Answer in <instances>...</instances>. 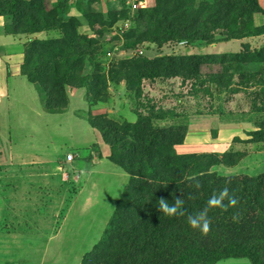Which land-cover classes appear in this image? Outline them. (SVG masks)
<instances>
[{"label":"trees","instance_id":"obj_1","mask_svg":"<svg viewBox=\"0 0 264 264\" xmlns=\"http://www.w3.org/2000/svg\"><path fill=\"white\" fill-rule=\"evenodd\" d=\"M62 2L0 0L6 33L30 38L21 74L40 91L49 114L68 112L69 89H85L89 105H106L111 99L109 89L120 87L142 103L146 99L143 84L148 81H179L188 88L182 97L190 100L212 91L223 95L236 79L243 92L250 88L251 78L264 86V71L246 70L264 66V49L251 51L248 45L239 53L127 56L106 69L98 56L101 44L107 46L101 40L107 29L98 27L110 29L119 20L117 15L87 10L83 19L92 35L82 34L83 20L67 15L70 2ZM259 14L264 15L259 0H156L132 18L120 13L122 20L131 19L135 26L118 42H109H122L121 50L127 53L148 47L146 51L155 48L160 54L184 40L207 45L243 40L264 34V26L255 25ZM49 33L59 36L36 38ZM152 103L148 99L144 111H135V122L120 123L92 111L83 117L100 132L110 147V162L129 176V184L103 238L81 264H218L229 259L264 264V174L225 176L215 170L237 167L245 152L180 154L177 147L185 143L189 127L177 122L181 116L174 109H159ZM251 114L264 115L263 100H251ZM256 126L258 130L248 134V143L264 144V121ZM197 179L199 189L194 187ZM223 187L234 189L239 197L240 218L232 220L237 209L211 210L207 236L191 228L186 216L167 217L156 208L160 197L172 203L175 196L183 195L187 211L196 212ZM190 194L195 199H188Z\"/></svg>","mask_w":264,"mask_h":264},{"label":"rangeland","instance_id":"obj_2","mask_svg":"<svg viewBox=\"0 0 264 264\" xmlns=\"http://www.w3.org/2000/svg\"><path fill=\"white\" fill-rule=\"evenodd\" d=\"M60 1L62 2L59 0V3ZM63 1L67 4V0ZM127 1L68 0V4L71 2L72 6L66 9V13L83 20L84 24L80 29L82 34L92 35L83 19L87 10L117 15L116 18L119 20L110 29L107 26L101 29L98 27L99 30L107 29L101 38L102 41H107V46L101 44L102 49L98 56L106 69L116 65L124 57L117 52L113 58L108 57L107 52L111 47L109 41L118 42L121 36L130 34L129 31L135 26L132 23L128 31L124 35L121 34L120 27L124 20L120 13L126 12L128 18H132L137 12L129 10ZM155 1L152 0L151 5ZM45 35H49L47 38L59 36L57 33ZM18 43L17 39L16 45ZM205 47L201 44H191L189 47L179 49L177 55L214 52L227 54L239 53L241 50L239 41L209 47L208 50H205ZM157 55V50L152 48L145 51L143 57ZM253 69L255 68L247 69V72L256 71ZM225 70L239 72L233 68ZM258 70L263 72L264 68ZM259 81L258 78L246 81L250 88L243 92L237 87L236 79L235 85L223 95L212 91L210 94L200 96L199 99L191 100L182 97L184 93L187 94L188 88L179 81L168 83L148 81L143 84L146 99L142 103L137 101L133 93L120 87L118 91L109 89L111 99L108 104H91L92 106L87 102L85 89H69V109L65 114L47 113L40 91L29 84L26 78L20 79L18 89L14 91L11 83L10 123L14 127L12 142L15 148L19 147L20 156L41 162L55 160L61 156L66 158L67 153H73L76 156L73 165L76 171H73L72 166H67L64 174L55 179L59 184L62 183V189L50 190L48 188L52 187L40 179L37 183L33 182L37 186V193H32L33 197L30 196L29 181L6 182L0 178V264H81L84 256L103 238L129 180L128 176L110 161L96 167L87 161L93 154L91 145L98 141L97 131L86 118H83L89 116L91 111L93 115L108 114L111 119L120 123L135 122L137 120L135 111L138 109L144 111L149 99L159 109H174L181 116L177 122L188 127L196 117H212L214 121L216 120L213 117H218L223 124L244 119L249 115L256 116L257 121H264V115L251 114V100L264 101V86L256 85ZM208 128L212 129V126ZM218 132L219 129L216 136L215 132L211 133L210 140L215 139ZM189 142L190 140L186 148L180 151H191ZM215 170L225 176H237L236 174L240 172L238 168L229 170L221 167ZM89 171L93 172L90 180ZM65 175L67 182H64ZM51 223L53 230L51 226H43ZM41 226L43 227L40 228ZM244 263H248L247 260L224 262Z\"/></svg>","mask_w":264,"mask_h":264},{"label":"crops","instance_id":"obj_3","mask_svg":"<svg viewBox=\"0 0 264 264\" xmlns=\"http://www.w3.org/2000/svg\"><path fill=\"white\" fill-rule=\"evenodd\" d=\"M259 4L262 9H264V0H259ZM70 5L72 6L71 2ZM68 14L70 15V13ZM6 24L7 21L4 18L0 17V178L2 177L6 182H16L18 180L29 181L31 191L30 196L33 197L32 193H37V186L34 183H37L38 179L45 182L46 185L51 186L52 188H48L50 190H53V188L62 189V183L59 184V182H56L55 179L64 174L65 167L67 166H72L73 171H76V168L73 166L76 161V156L71 153L75 156V158L70 162L67 161L64 156H61L60 158L55 160L36 162L35 159L27 160L22 158L20 156L21 151L19 147L15 148L12 142L14 127H12L10 123L11 83L13 84L12 91H14L18 89L20 79L26 78L21 74V68L24 63L25 45L30 40V38L26 36H15L7 34ZM255 25L257 27L264 26V15H256ZM47 36L49 35L38 34L36 38L47 39ZM17 39L19 40L18 45H16ZM234 41L240 42V52L243 50L244 45L250 46L251 51H261L262 49H264V34L261 36ZM230 42H222L212 45H207L204 43L192 44H201L202 46L205 45V50H208L209 47L220 46L223 44H228ZM211 54L222 53L214 52ZM252 68H255L253 70L259 71L260 69L258 70V68H264V66H252L248 67L247 69ZM27 82L29 83L28 80ZM260 117L261 116H258V118ZM213 118L216 121H214L212 117H196L195 121H192L189 126V131L185 143L181 146H178L177 151L180 154H210L224 153L229 151L245 152L246 157L237 167H235L240 171L236 175H247L253 177L264 174V144L248 143V141L250 140V136L248 134L250 132H255L258 130L256 123L259 121H257L256 116L249 115L244 119H236L226 124H223L224 122L221 121L218 117ZM210 126H212V129L208 128ZM218 129V136L215 139L210 140V134L213 132L217 133ZM97 133L98 141L95 144L91 145L93 147V154L87 160L90 161L95 167L100 166L106 161H110L109 157L111 155L110 147L104 143L100 132L97 131ZM237 139L238 141H236ZM189 140L191 151H180V149L186 148ZM68 154L70 153H67V155ZM227 169L231 170L232 168ZM89 172L90 173H88V175H90V180L93 172ZM64 177V182H67L68 179L66 175ZM43 226H51L53 230L52 223L45 224ZM43 226H41L40 228H42ZM53 237L55 238L54 232ZM229 260L221 261L218 264H224V262ZM247 262L248 263L244 264H251L249 260H247Z\"/></svg>","mask_w":264,"mask_h":264},{"label":"clouds","instance_id":"obj_4","mask_svg":"<svg viewBox=\"0 0 264 264\" xmlns=\"http://www.w3.org/2000/svg\"><path fill=\"white\" fill-rule=\"evenodd\" d=\"M194 187L196 189L201 188V182L197 179ZM188 199H195L194 195H189ZM227 201V203H225ZM240 203L239 197L235 194V190L230 187H223L218 192L214 191L209 197L206 205L196 212H188L185 208V199L182 196H175L172 203L169 200L160 197L157 200V210L162 212L167 217H187V223L191 228L199 230V232L207 236L211 230L212 219L209 212L213 209H221L222 211H228L230 208L237 209L232 214L233 222H238L240 218V212L238 205Z\"/></svg>","mask_w":264,"mask_h":264},{"label":"built area","instance_id":"obj_5","mask_svg":"<svg viewBox=\"0 0 264 264\" xmlns=\"http://www.w3.org/2000/svg\"><path fill=\"white\" fill-rule=\"evenodd\" d=\"M151 1L152 0H128L127 1V5H128L130 10L138 11V10L147 9L148 7H150L151 6V3H150ZM132 23L133 22H132L131 19H127V20L123 21V25L120 27L122 35H124V33L128 31V29L130 28L129 26H131ZM122 37L123 36H121L120 38H122ZM121 45H122V42H120L119 44H116V43L112 42L111 43L112 48L107 53L108 57L112 58L115 52L119 53L121 56H124V57H127V56H129V57H139V56H143L145 51L148 49V47H147L145 49H137V50H134V51H131V52L127 53V52H124V51L121 50ZM190 45H191V43H189L186 40L180 41L178 43L170 45L166 49H162V51L158 55H177V52H178L179 49H183V48L189 47ZM74 158H75V156L73 154H68L66 156V160L69 161V162L73 161Z\"/></svg>","mask_w":264,"mask_h":264}]
</instances>
